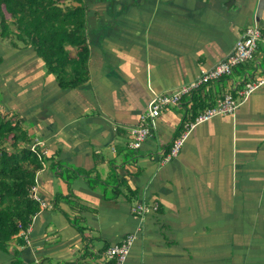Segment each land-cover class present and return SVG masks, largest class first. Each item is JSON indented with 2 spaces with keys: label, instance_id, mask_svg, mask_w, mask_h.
<instances>
[{
  "label": "crops",
  "instance_id": "obj_1",
  "mask_svg": "<svg viewBox=\"0 0 264 264\" xmlns=\"http://www.w3.org/2000/svg\"><path fill=\"white\" fill-rule=\"evenodd\" d=\"M82 2L88 59L77 86H61L31 44L0 40V108L43 140L37 189L51 205L26 236L0 243V264H112L105 249L127 233L124 264H264V82L239 92L264 74L262 41L228 75L166 105L130 145L155 91L214 65L252 23L264 36V0ZM226 92L235 110L194 125L161 161L184 123ZM138 203L156 207L138 213Z\"/></svg>",
  "mask_w": 264,
  "mask_h": 264
},
{
  "label": "trees",
  "instance_id": "obj_2",
  "mask_svg": "<svg viewBox=\"0 0 264 264\" xmlns=\"http://www.w3.org/2000/svg\"><path fill=\"white\" fill-rule=\"evenodd\" d=\"M85 24L82 0H0V40L11 47L31 44L47 71L64 87L86 79ZM200 102L196 98L193 105ZM22 125L17 115L0 108V243L26 229L39 210L28 191L41 161L30 148L31 137Z\"/></svg>",
  "mask_w": 264,
  "mask_h": 264
},
{
  "label": "built area",
  "instance_id": "obj_3",
  "mask_svg": "<svg viewBox=\"0 0 264 264\" xmlns=\"http://www.w3.org/2000/svg\"><path fill=\"white\" fill-rule=\"evenodd\" d=\"M258 41L264 43V36L261 34V30L256 22L249 25L245 31L235 40L233 48L223 58L217 61L209 68L202 69L198 75L187 83H183L173 91H155L149 99L144 113H142L140 122L132 127V140L130 141L131 147L138 149L147 135L155 128L154 120L161 112L162 109L169 103H177L180 97L190 92L192 89L199 86L201 83H210L216 81L224 75H228L233 66L241 63L252 57L254 51L257 48ZM264 82V74L254 81L247 82L246 86L241 89L240 95L242 99H245L258 85ZM238 101L229 92H226L221 98L217 100L214 105L208 106L201 113H198L190 121L184 123V129L182 133L176 136L171 143V146L167 152H165L161 161H166L176 156L183 144L188 132L199 122L209 119L214 115L232 113L238 105ZM44 142L42 139L35 137L29 143L30 148L37 154L41 161V166L36 171L35 182L30 185L28 195L30 198L36 200L40 208L50 207L39 194L37 189V175L38 172L45 167L46 162L44 160L45 154L48 152L46 147H42ZM156 204L144 205L138 203L135 206V210L138 213L155 208ZM30 229V225L23 230L26 233ZM134 239L132 233L125 234L119 241L110 244L105 249V254L112 264H124L130 249L131 243Z\"/></svg>",
  "mask_w": 264,
  "mask_h": 264
},
{
  "label": "rangeland",
  "instance_id": "obj_4",
  "mask_svg": "<svg viewBox=\"0 0 264 264\" xmlns=\"http://www.w3.org/2000/svg\"><path fill=\"white\" fill-rule=\"evenodd\" d=\"M7 15H8V14H7ZM22 127H23V129H25L26 131H27V129H28V131H27L28 134H33V131L31 130V128L29 127V125H27L28 128H26V125H25V124H23Z\"/></svg>",
  "mask_w": 264,
  "mask_h": 264
}]
</instances>
